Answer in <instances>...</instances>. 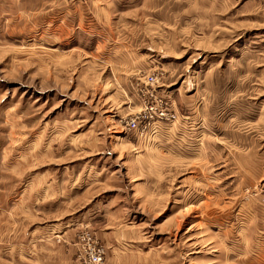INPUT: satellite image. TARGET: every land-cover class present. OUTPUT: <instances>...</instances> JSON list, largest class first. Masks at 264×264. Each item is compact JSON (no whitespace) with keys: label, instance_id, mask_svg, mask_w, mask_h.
Instances as JSON below:
<instances>
[{"label":"rangeland","instance_id":"rangeland-1","mask_svg":"<svg viewBox=\"0 0 264 264\" xmlns=\"http://www.w3.org/2000/svg\"><path fill=\"white\" fill-rule=\"evenodd\" d=\"M92 245L264 264V0H0V264Z\"/></svg>","mask_w":264,"mask_h":264},{"label":"built area","instance_id":"built-area-1","mask_svg":"<svg viewBox=\"0 0 264 264\" xmlns=\"http://www.w3.org/2000/svg\"><path fill=\"white\" fill-rule=\"evenodd\" d=\"M145 80L147 83L152 84L155 78L152 75H148ZM142 94L145 96L151 95V90H147ZM165 106V102L160 96L145 97L142 109L126 121L127 129L142 131L145 128L144 123L149 121L160 122L173 119L174 115ZM102 253L103 249L100 246L92 245L83 254L80 264H98L101 261Z\"/></svg>","mask_w":264,"mask_h":264},{"label":"crops","instance_id":"crops-1","mask_svg":"<svg viewBox=\"0 0 264 264\" xmlns=\"http://www.w3.org/2000/svg\"><path fill=\"white\" fill-rule=\"evenodd\" d=\"M150 135H152V134H150ZM148 136V138L149 137H152V138H156L157 140H158V142H159V139H160V142H162V140H164L165 139V136H166V134H163L162 132H159V131H157V132H155L152 136ZM177 138H180L179 136L177 137ZM162 144V143H161ZM176 150H178V149H176ZM179 151V150H178ZM132 160H134V159H132ZM49 187H51V186H49ZM49 189V188H48ZM52 190H50L49 191V193L51 192Z\"/></svg>","mask_w":264,"mask_h":264}]
</instances>
